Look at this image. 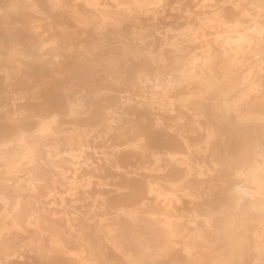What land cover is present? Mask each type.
<instances>
[{
	"label": "bare ground",
	"instance_id": "obj_1",
	"mask_svg": "<svg viewBox=\"0 0 264 264\" xmlns=\"http://www.w3.org/2000/svg\"><path fill=\"white\" fill-rule=\"evenodd\" d=\"M199 1L0 0V264H264V0Z\"/></svg>",
	"mask_w": 264,
	"mask_h": 264
},
{
	"label": "rangeland",
	"instance_id": "obj_2",
	"mask_svg": "<svg viewBox=\"0 0 264 264\" xmlns=\"http://www.w3.org/2000/svg\"><path fill=\"white\" fill-rule=\"evenodd\" d=\"M194 0H189V3H190V9H192V11L194 12V13H196V12H199V11H201L202 10V5H203V1H199V0H195L194 2H193ZM226 1V0H225ZM185 2H187V1H185ZM218 4L220 3L221 4V2H218V0L216 1ZM208 3H215V2H211V1H209ZM194 6V7H193ZM171 12V11H170ZM169 12V13H170ZM178 15L179 13H178V11H173V15ZM174 19V20H173ZM173 20V21H172ZM172 22V23H171ZM186 23V20L185 19H180V18H177L176 16L174 17V18H169V19H167V20H165V21H163L162 23H160L159 24V26L158 27H160V31H164V30H166L167 28H169V27H173V28H175V29H179V28H181L184 24ZM177 24V25H176ZM172 25V26H171ZM165 26V27H164ZM185 27V26H184ZM163 29V30H162ZM212 37V36H211ZM37 80V76L36 75H34V74H31L30 75V73L29 74H24V81L25 82H27V81H29V82H34L35 83V81ZM58 83H60L61 81L58 79V80H56ZM51 83H52V80L50 81ZM37 83V82H36ZM35 83V84H36ZM39 85L41 86L42 84L41 83H39ZM60 85V84H59ZM40 86L38 87V89H37V98H36V100L34 101L36 104H37V108H39V107H43V108H46L47 107V105H48V101H49V99H50V96H52L51 95V92L50 91H52V86H50L49 88H43V87H41L40 88ZM15 87V88H14ZM16 89V86L15 85H12L11 87H10V95H9V99L7 98V96L3 93H1L0 94V104H5L7 101H9L10 102V100L12 99V98H14V97H16V94H17V91L15 90ZM36 90V89H35ZM7 98V99H6ZM4 99V100H3ZM3 102V103H2ZM14 102V100L13 101H11L10 103L12 104ZM15 102H17L18 104H20V103H26V99H24L22 102L20 101V100H17V101H15ZM8 108H7V106H3V107H1L0 108V110L4 113L6 110H7ZM40 109V108H39ZM5 115V114H4ZM13 122V121H12ZM91 134V133H90ZM90 138V137H89ZM113 147V146H112ZM109 148V147H108ZM98 152H102V149H99L98 148V150H97ZM108 151H110V150H108ZM100 156H102V155H95L94 157H95V160H97L98 159V157H100ZM95 180H99V178H96ZM102 180L104 181V182H113L115 179H114V177L110 174V173H107V174H104L103 176H102ZM68 187H69V184H67V182H65L64 184H63V186H62V188H61V190H63V191H65V190H68ZM58 202H59V200H58ZM22 244L19 242V243H15L14 244V247L16 248V249H20V246H21ZM250 259H249V257L248 256H246L245 258H244V260H243V264H250V261H249Z\"/></svg>",
	"mask_w": 264,
	"mask_h": 264
}]
</instances>
